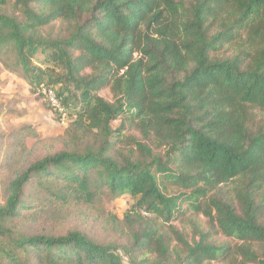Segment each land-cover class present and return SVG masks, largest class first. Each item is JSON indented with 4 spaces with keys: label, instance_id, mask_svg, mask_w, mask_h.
I'll use <instances>...</instances> for the list:
<instances>
[{
    "label": "trees",
    "instance_id": "trees-1",
    "mask_svg": "<svg viewBox=\"0 0 264 264\" xmlns=\"http://www.w3.org/2000/svg\"><path fill=\"white\" fill-rule=\"evenodd\" d=\"M0 64L71 118L10 183L0 264H264V0H0ZM31 186L133 205L106 240L22 230Z\"/></svg>",
    "mask_w": 264,
    "mask_h": 264
},
{
    "label": "rangeland",
    "instance_id": "rangeland-1",
    "mask_svg": "<svg viewBox=\"0 0 264 264\" xmlns=\"http://www.w3.org/2000/svg\"><path fill=\"white\" fill-rule=\"evenodd\" d=\"M101 95L108 100L113 98L108 89ZM52 107L46 106L44 99L32 91L26 80L0 64V205L6 202L10 183L19 173L63 146L62 138L71 118L63 115L59 120L55 114L60 108ZM119 123L116 122L115 126ZM124 135L127 140L125 144L130 143L132 137L141 139L135 129L126 131ZM29 193L32 194L30 200H35L39 205V209H36L38 213L32 211L35 215L19 220L18 228L61 234L79 227L101 240L111 238V233L105 227L108 214L112 213L122 220L133 205L128 195L113 200L103 198L89 207L53 200L33 186L29 188ZM125 264H129L127 259Z\"/></svg>",
    "mask_w": 264,
    "mask_h": 264
},
{
    "label": "built area",
    "instance_id": "built-area-1",
    "mask_svg": "<svg viewBox=\"0 0 264 264\" xmlns=\"http://www.w3.org/2000/svg\"><path fill=\"white\" fill-rule=\"evenodd\" d=\"M48 97L49 100L51 102V104L55 107V108H60V103L58 102V99L56 98V95L54 94L53 91H49L48 92Z\"/></svg>",
    "mask_w": 264,
    "mask_h": 264
}]
</instances>
